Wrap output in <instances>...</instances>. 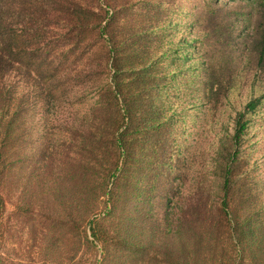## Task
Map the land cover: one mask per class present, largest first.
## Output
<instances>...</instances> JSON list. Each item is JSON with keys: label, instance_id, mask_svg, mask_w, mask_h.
<instances>
[{"label": "rangeland", "instance_id": "obj_1", "mask_svg": "<svg viewBox=\"0 0 264 264\" xmlns=\"http://www.w3.org/2000/svg\"><path fill=\"white\" fill-rule=\"evenodd\" d=\"M100 4L115 11L117 67L148 63L156 75L141 132L134 131L133 118L131 163L106 188L100 175L106 155L93 161L96 154L86 153L84 140L90 125L104 118L107 123L113 113L92 108L94 98L77 103L80 90L59 105H46L33 81L18 78L17 99L28 95L21 102L27 112L19 162L6 187L0 264H264V99L248 115L242 154L245 197L259 210L247 262L219 240L215 224V150L231 136L236 114L264 96V13L258 1ZM98 202L103 208H95ZM95 213L105 245L87 227Z\"/></svg>", "mask_w": 264, "mask_h": 264}, {"label": "trees", "instance_id": "obj_2", "mask_svg": "<svg viewBox=\"0 0 264 264\" xmlns=\"http://www.w3.org/2000/svg\"><path fill=\"white\" fill-rule=\"evenodd\" d=\"M248 1H258L264 13V0ZM111 8H104L100 0H0V236L8 203L7 182L12 168L19 162L15 158L19 129L27 112L22 110L21 102L28 95L17 99L18 78L25 83L33 81L39 101L46 105H59L70 92L80 90L82 97L77 103L84 105L94 98L96 103L92 108L113 113L107 117V123L104 118L90 125L84 140L86 153L96 154L94 159L88 156L93 161L101 154L106 155L107 162L100 172L106 188L116 184L131 163L135 147L131 129L136 125L133 118L138 119L134 131L141 132L146 123L144 111L149 105L147 91L156 75L148 63L142 67H117L112 32L115 11ZM261 57L264 61V32ZM211 88L208 87V93ZM263 99L264 96L253 99L245 111L236 114L231 136L222 138L215 150L214 169L219 181L215 224L220 232L219 240L228 242L229 250L238 251L244 262L250 240L256 238L259 210L250 195L245 197L242 154L250 125L248 115L257 111ZM203 196L199 199L203 200ZM97 206L102 205L98 202ZM98 215L95 213L87 220V227L94 240L105 245ZM86 236L92 244L88 233Z\"/></svg>", "mask_w": 264, "mask_h": 264}]
</instances>
